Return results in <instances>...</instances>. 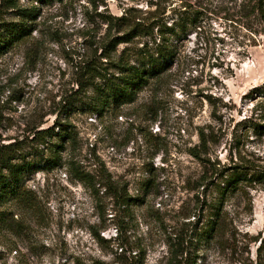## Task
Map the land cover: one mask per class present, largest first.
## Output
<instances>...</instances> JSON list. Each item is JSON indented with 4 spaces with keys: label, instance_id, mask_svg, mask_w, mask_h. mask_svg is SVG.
Here are the masks:
<instances>
[{
    "label": "rangeland",
    "instance_id": "1",
    "mask_svg": "<svg viewBox=\"0 0 264 264\" xmlns=\"http://www.w3.org/2000/svg\"><path fill=\"white\" fill-rule=\"evenodd\" d=\"M247 1L20 0L35 10L36 30L0 56V143L30 137L31 161L38 159L33 129L58 119L71 123L77 136L66 144L63 166L42 164L25 175L36 210L14 203L1 210H13L15 222H0V264H119L122 249L144 251L146 264H171L176 236L193 222L206 223L219 197L202 160L264 167V129L252 128L264 127L263 90H254L264 85V21L246 17ZM129 10L185 26L168 37L173 62L133 104L103 117L62 114V98L77 89L76 65L92 52L90 37L106 31L97 13L120 17ZM3 17L14 19L11 12ZM202 133L210 144L200 160L193 151L200 154ZM70 159L105 180H79ZM107 184L126 189L129 205L120 208L105 193ZM224 213L226 236L198 245L197 264L256 258L254 239L264 237V184L229 196Z\"/></svg>",
    "mask_w": 264,
    "mask_h": 264
},
{
    "label": "trees",
    "instance_id": "2",
    "mask_svg": "<svg viewBox=\"0 0 264 264\" xmlns=\"http://www.w3.org/2000/svg\"><path fill=\"white\" fill-rule=\"evenodd\" d=\"M246 7L248 9L246 17L253 16L261 25L264 21V0H249ZM5 12H11L14 19L6 20L3 17ZM107 12L97 13L100 25H106V31L103 35L95 32L90 37L92 52L81 58L76 65L77 89L62 98L61 104L64 105L62 114L65 112L69 116L73 113H82L103 117L124 105L133 104L138 94L152 80L161 77L174 60L176 52L170 45L168 37L177 36L179 31H183L184 25L160 24L154 13L139 18L130 10L125 11L120 17ZM36 16L33 8H22L20 0H0V56L32 38L36 30ZM182 19L179 21L182 22ZM120 46H125L121 52ZM254 90L257 92L263 90L264 94V85ZM252 128L263 134L261 130L264 127L254 124ZM31 134L30 142L37 146L35 148L37 160H28L34 149L28 152L25 146L30 137L19 142L0 143V222L3 225H10L14 221L13 210L1 211L9 204L14 203L12 206L24 210H36L34 193L26 187L25 175L34 172L42 164H45L47 170L63 166L65 163L62 154L66 151V144L73 142L77 136L76 129L71 123L60 122L58 119L53 126L45 129L37 127ZM209 144L207 136L202 133L201 145L198 148L200 154L193 151V156L202 160V149L204 154H208ZM41 146L44 149L39 150ZM202 161L207 164L206 166H210L207 169V173L210 174L208 185L215 187L219 197L213 205H209L210 215L206 223L193 222L186 235L176 236L177 254L171 264H197L198 245L210 243L218 236H226L224 208L227 198L244 187L264 184V167L245 164L226 167L221 166L219 162L212 163L210 159ZM66 164L81 181H95L97 184L96 178H99V181L105 180L102 173L98 175L87 173L72 159ZM95 184L92 183V186ZM104 188L105 193L111 194L120 208L129 205L130 198L126 189L120 191L113 187V184H107ZM254 242L260 244L256 249V258L250 259L249 264H264V237L260 235ZM118 263L146 264V253L141 250L136 252L122 249Z\"/></svg>",
    "mask_w": 264,
    "mask_h": 264
}]
</instances>
